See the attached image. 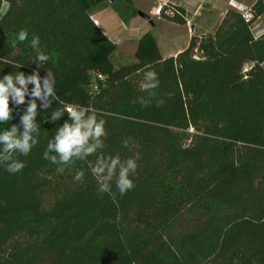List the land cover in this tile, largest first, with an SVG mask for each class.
I'll return each mask as SVG.
<instances>
[{"label": "trees", "instance_id": "16d2710c", "mask_svg": "<svg viewBox=\"0 0 264 264\" xmlns=\"http://www.w3.org/2000/svg\"><path fill=\"white\" fill-rule=\"evenodd\" d=\"M106 3L0 0V78L52 71L59 100L91 106L106 121L103 153L138 163L135 188L115 200L98 195L86 162L58 173L43 152L68 116L51 121L62 105L44 111L37 100L39 143L17 155L22 171L0 166V264H264V33L252 29L264 20V0L250 21L228 10L213 34L192 37L176 56L164 58L148 31L135 61L119 66L111 60L117 43L92 18ZM175 10L168 20L186 25L185 8ZM21 29L25 42L16 39ZM33 35L50 57L39 68ZM246 63L253 66L244 73ZM146 69L158 73L154 97L139 87ZM95 74L104 77L97 91ZM10 107L0 131L27 104ZM80 170L83 183L73 179Z\"/></svg>", "mask_w": 264, "mask_h": 264}, {"label": "clouds", "instance_id": "9594fccd", "mask_svg": "<svg viewBox=\"0 0 264 264\" xmlns=\"http://www.w3.org/2000/svg\"><path fill=\"white\" fill-rule=\"evenodd\" d=\"M28 30L21 29L16 39L19 42L28 40ZM15 47V44H13ZM30 47L36 53L33 61L38 68L46 64L50 57L40 48V38L33 35ZM21 68V65H13ZM29 85H32L31 90ZM55 74L47 70V74L41 78L39 71L30 75L23 72H14L0 78V124H7L12 120L13 108L10 102L15 105L27 104L26 111L21 115L20 127L13 124L10 128L0 131V166L10 174H16L25 167L24 162L17 159V155L28 156L33 147L39 143L40 127L37 123V100L41 101L44 111L52 107L53 102H58L62 107L52 111L51 121L55 122L65 115L68 120L58 127L54 137L48 140L43 158L51 164L56 165L58 173H64L71 169L77 161L86 162L88 168L96 179L98 195L102 198L105 193L113 200L118 192L120 196L135 188L134 180L131 178L138 169L137 159L129 157L121 159L120 154L105 155V140L108 136L105 127L106 121L99 118V113L91 106H83L79 103L68 104L59 100L56 93ZM141 91L148 93L149 97L156 95L155 89L159 87L158 73L146 69L139 84ZM31 97L27 99L26 97ZM144 106L151 104L150 99L139 98ZM160 101L157 106H160ZM122 146L130 151L135 147L132 138L122 141ZM95 157L90 161L89 157ZM75 182L83 183L85 172L77 171L73 177ZM115 183L116 192H113L112 185ZM119 218L117 217V220Z\"/></svg>", "mask_w": 264, "mask_h": 264}, {"label": "rangeland", "instance_id": "374dc122", "mask_svg": "<svg viewBox=\"0 0 264 264\" xmlns=\"http://www.w3.org/2000/svg\"><path fill=\"white\" fill-rule=\"evenodd\" d=\"M160 1L162 0H131V2L118 0L112 4L106 3L102 5L101 9H108L110 13L114 11L119 19L125 24H128V22L123 21V18L127 17L128 20L131 18L137 19L144 25V28H146L148 31H151L160 40H162L163 37H166L165 34L172 35L169 43H171L173 48L183 44L185 39L188 37V34H192L193 37L198 38L213 34L228 10H238L239 6H242L245 10H249L257 0H220L219 4L213 6L208 4L211 3L212 0H204L205 2H208L206 4H204L202 0H189V3H191L189 7V13L188 15L185 14L188 34L185 28L173 26L169 21H164L161 20V18L159 19V17L154 16L153 11L158 6ZM169 1L179 5L176 0ZM6 8L7 4L4 3L2 13L6 10ZM151 10L152 14H150ZM140 13L147 15L149 18L142 17ZM114 21L116 23V18ZM192 26H195V31H193ZM120 28H122V25H120ZM252 29L257 37L263 34L264 20L257 18L252 24ZM121 30L122 29H120V31ZM136 47L137 41L135 38H121L116 52L111 55V60L114 66L134 62ZM196 56L201 57V54L197 53Z\"/></svg>", "mask_w": 264, "mask_h": 264}, {"label": "crops", "instance_id": "0c3cea01", "mask_svg": "<svg viewBox=\"0 0 264 264\" xmlns=\"http://www.w3.org/2000/svg\"><path fill=\"white\" fill-rule=\"evenodd\" d=\"M176 1L181 7L185 8L186 15H188L189 7L191 5V3H189V0H176ZM202 2L204 4L208 3L207 1L205 2L204 0H202ZM219 3H220V0H212V2L208 3V4H210V6H213V5H217ZM150 14H152V10L150 11ZM115 18H116L117 24L114 21ZM93 19L96 22V24L101 28V30L112 41L117 43V45H119L121 38L132 37V38H135L136 41H138V39L144 33H146L148 31L146 28H144V25L142 23H140L137 19L131 18L128 20V24H125L124 22H122L119 19V17L117 16V14L114 11H112V13H110L108 11V9H98V10L94 11ZM161 20L169 21L170 24H172L173 26L183 27V28H185V30L187 32V24L186 25H179V24H176V23H174L170 20H167V19L161 18ZM117 25H119V26H117ZM120 25H122V28H120ZM192 27L194 28L195 26H192ZM120 29H122V30L120 31ZM187 34H188V32H187ZM165 35H166V37H163L162 40H160L158 37L155 36L157 39L161 54L164 58L178 55L181 51H183L184 49H186L189 46L191 38L193 37L192 34H188V37L185 39V42L183 44H180V45L172 48L171 43H169V41L172 38V35H168V34H165Z\"/></svg>", "mask_w": 264, "mask_h": 264}, {"label": "built area", "instance_id": "2783aa9c", "mask_svg": "<svg viewBox=\"0 0 264 264\" xmlns=\"http://www.w3.org/2000/svg\"><path fill=\"white\" fill-rule=\"evenodd\" d=\"M177 4L169 1V0H162L158 4V6L154 9L153 14L154 16H157L159 18L168 19L169 17H172L176 14L175 6ZM238 10L243 14V17L246 19V21H250L253 17L250 9L245 10L242 6L238 7ZM253 66V63H246L243 68V72L247 73ZM95 82L93 83V89L95 91L98 90V80H103V75L101 74H95Z\"/></svg>", "mask_w": 264, "mask_h": 264}, {"label": "water", "instance_id": "95a60500", "mask_svg": "<svg viewBox=\"0 0 264 264\" xmlns=\"http://www.w3.org/2000/svg\"><path fill=\"white\" fill-rule=\"evenodd\" d=\"M98 1H101V2L106 1V2H108L109 4H112V3H114L116 0H98ZM140 15H141L142 17H147V18H149L147 15L142 14V13H140ZM193 31H195V28H193ZM39 110H40V107L37 108V112H39ZM13 123H14L15 125L19 126L20 128H22V125L20 124V117L14 118V119H13Z\"/></svg>", "mask_w": 264, "mask_h": 264}]
</instances>
